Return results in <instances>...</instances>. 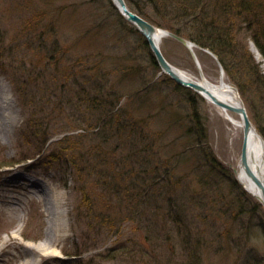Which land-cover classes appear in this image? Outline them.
Returning <instances> with one entry per match:
<instances>
[{"label":"rangeland","instance_id":"374dc122","mask_svg":"<svg viewBox=\"0 0 264 264\" xmlns=\"http://www.w3.org/2000/svg\"><path fill=\"white\" fill-rule=\"evenodd\" d=\"M130 1L159 29L183 31L194 2L166 0L179 15L161 0ZM215 1L202 15L232 43L220 53L224 81L264 144V60L245 22L264 1ZM244 3L252 11L240 15ZM159 48L200 81L183 45L167 36ZM194 52L219 83L218 55ZM250 65L260 76L247 77ZM241 146L242 129L160 72L109 0H0V264H264V210L234 173ZM39 244L60 257L38 258Z\"/></svg>","mask_w":264,"mask_h":264},{"label":"trees","instance_id":"16d2710c","mask_svg":"<svg viewBox=\"0 0 264 264\" xmlns=\"http://www.w3.org/2000/svg\"><path fill=\"white\" fill-rule=\"evenodd\" d=\"M125 1L127 3L128 7L130 8V10H132L135 13H137L138 15L144 17L149 22L155 24L153 21H151L150 19H148L146 17L145 11H144L146 8H144L141 4H136L135 2L130 1V0H125ZM180 1H181V3L183 2V5H185L189 0L188 1L187 0H178V2H180ZM190 1H194L195 3L191 2L190 8H192V13L188 17V21L186 23H183V25L185 26V31H183V27H176V29H171V28H168L167 26H163V27L168 29L169 31H171L175 35L186 38V39L194 42L196 45H198L202 48H206V49L210 50L212 53H214L215 55H218L219 61L221 62V65H222L224 71H226V73H227V71L229 69L224 64V61H223L220 53L223 52V49H224L223 47L232 48V43L224 42V41H227L226 40L227 36H223L222 34L219 33V29L217 28L218 25L213 20V18H210L209 21H207L206 18H203L204 16L202 15V8H203L204 4L206 3V2H204L205 0H190ZM258 1H259V6L261 7L262 6L261 3L264 0H258ZM161 2L167 3V4H164L162 6L165 7L166 10H168L167 12L172 10L171 12H169L170 14L174 13V12H176L179 15L181 14V13H179L180 7L175 8V9H172V8L170 9L171 6H170V4H168V2L166 0H161ZM215 3L219 7H222V6L226 7V5L228 4L225 0H217V1H215ZM172 7H173V5H172ZM239 7H240L239 8V10H240L239 14L240 15L243 14V12L245 14H248L249 13L248 8H251V6H248V7L245 6V3L240 4ZM251 11H252V8H251ZM255 12H252L253 15H251L250 19H248L249 16L247 18H245V22H246V24L248 23V26H249L248 30L252 33V35H250L251 39H252L257 51L259 52V54L261 55V57L264 60V14L262 13L261 10H260V12H258L257 9L255 10ZM200 17H202L203 20H201ZM186 19H187V17H186ZM187 25H189V26H187ZM194 26H197L198 28H200V31L196 30V29H194V31L188 29V28L194 27ZM215 34H219L220 37H215L214 36ZM229 42H232V39L229 40ZM218 51H220V52H218ZM225 52H227V51L225 50ZM229 55H232V54L229 53ZM152 63L155 64L154 59H152ZM248 68L251 71L247 74V77L249 75L260 76L257 73V70L254 68V66L250 65V66H248ZM97 103L98 102L92 103V105L95 106ZM107 106L108 105H106L103 108H107ZM138 157L140 158V160H137L139 165L149 162L145 150H142L141 152H139ZM212 160L214 162V159H212ZM215 163H216L215 167L217 166L219 169H222L221 165L217 161ZM127 168H130V171H128L127 173L132 172L134 169L132 167H127ZM141 171L144 172L145 170H141ZM219 171L221 173L223 172L222 170H219ZM125 180H126V183H137V184H139L138 180L133 176H131V180H128L126 178H125ZM142 204H144L143 199L140 197L138 201L134 199V204H133L134 206L133 207L136 210L138 207H139V209L142 210L143 206H144ZM172 211L174 212L175 209L173 208ZM176 211H177V209H176ZM139 217H140V215H139Z\"/></svg>","mask_w":264,"mask_h":264},{"label":"water","instance_id":"95a60500","mask_svg":"<svg viewBox=\"0 0 264 264\" xmlns=\"http://www.w3.org/2000/svg\"><path fill=\"white\" fill-rule=\"evenodd\" d=\"M117 8L120 12L125 16L126 20L131 22L138 31L143 35L146 43L148 44L152 54L156 60V63L161 68V70L166 73L174 82L178 85L188 87L192 89L194 92L203 95L205 94L206 98L217 107L222 108L223 110H228L230 112L239 114L242 118V129H243V141L241 146L240 153V166L243 168L244 174L251 179L253 184L256 186L259 192V202L264 208V171H263V159H262V167L261 174H256L252 171L249 162H248V154H247V135L249 131L252 129V123L249 120L246 111L242 105L232 106L215 96L209 93L204 87L201 85L194 83L193 81H189L187 78L182 76L176 69H174L171 65H169L166 60L163 58L158 46L156 44L155 32L156 28L152 26L150 23L136 15L135 13L130 12L124 3V0H113ZM177 41H179L183 45H187V42L180 38L175 37ZM202 80L204 78L201 76ZM244 188V187H243ZM244 190H246L244 188ZM247 191V190H246Z\"/></svg>","mask_w":264,"mask_h":264},{"label":"bare ground","instance_id":"6f19581e","mask_svg":"<svg viewBox=\"0 0 264 264\" xmlns=\"http://www.w3.org/2000/svg\"><path fill=\"white\" fill-rule=\"evenodd\" d=\"M163 37H164V35H163L161 30L156 31V34H155L156 40H159V42H160V40ZM199 85L204 87L209 93H211L216 98H218V99H220V100H222V101H224V102H226L232 106H237V105L241 104L237 90L233 86H231L230 84H227L224 81V79H221L219 81V83H217V84H213L209 81H201V82H199ZM203 96L205 97L206 95L203 94ZM221 111L223 112L224 118L226 119L228 124L230 126H232L235 131H240L242 129L241 116H239L237 114H232V113L226 112L222 109H221ZM247 154H248V162H249V165H250L252 171H254L256 174H261L262 159L264 157V145H263V141L261 139V136L259 135L258 131L254 127L253 123H252V129L249 131V133L247 135ZM235 175H236L237 181L241 184V186H243L252 197H254L256 200H259L258 189L253 184L251 179L244 174L243 168L240 166L239 163L237 164V168L235 169ZM25 192L27 194H30V191H28V190H26ZM31 196L35 197L36 194L31 195ZM4 205H6V204L4 203ZM5 208L6 209L10 208L9 210H11V212H14V210H13L14 208L12 209L11 206H6ZM55 214L53 215V219L54 218L57 219L58 216L60 215L58 212ZM21 220L22 219L20 218L19 221L21 222ZM54 222H56V220H54ZM62 226L63 225H61L58 222L55 223L56 229L57 228L61 229ZM61 230H64V229H61ZM18 231H20V228L17 227L15 233H17ZM10 245H14V243H10ZM31 249H34L36 251V253L39 252L40 254H38L37 257L39 258L40 256H42L41 258L44 260L46 259V257L50 258L51 260L60 257V256H57L54 253V251L49 250V248L46 247V245H44V244L32 246ZM39 261L40 260L37 259V260H34L33 263L37 264V262H39Z\"/></svg>","mask_w":264,"mask_h":264}]
</instances>
